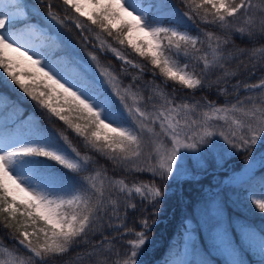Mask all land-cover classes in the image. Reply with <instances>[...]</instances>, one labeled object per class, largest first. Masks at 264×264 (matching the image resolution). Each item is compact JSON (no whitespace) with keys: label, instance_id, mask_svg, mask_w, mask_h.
<instances>
[{"label":"snow or ice","instance_id":"6c2138e0","mask_svg":"<svg viewBox=\"0 0 264 264\" xmlns=\"http://www.w3.org/2000/svg\"><path fill=\"white\" fill-rule=\"evenodd\" d=\"M177 2L187 10L180 12L170 0H62L78 14L62 19L55 0H38L31 8L24 0H0V70L49 123L62 122L87 149L82 154L64 132L44 126L33 113L25 117L15 101L0 94V227L14 245L0 244V264H140L149 217L139 219L137 231L127 214L141 209L154 218L165 193L155 183L129 187L113 179L96 157L110 162L113 172L167 181L191 175L189 163L203 168L209 158L232 155L229 149L248 153L264 145V77L258 83L233 82L231 67L240 61L238 68L255 69V60L264 68V46L227 47L233 33L264 39V0ZM69 19L85 46L84 33H95L99 52H111L138 73L105 67L92 51L80 55L62 31ZM185 21L216 31L193 35ZM101 34L151 67L127 58ZM146 69L151 80L144 79ZM175 85L191 95H177ZM205 89L225 102L195 99ZM258 170H264V154L247 163L245 172L250 203L264 214V175L256 181ZM253 181L260 185L258 196ZM128 236L135 238L118 248ZM257 248L264 264V229L226 219L217 194L182 223L163 264H249L248 254Z\"/></svg>","mask_w":264,"mask_h":264},{"label":"trees","instance_id":"16d2710c","mask_svg":"<svg viewBox=\"0 0 264 264\" xmlns=\"http://www.w3.org/2000/svg\"><path fill=\"white\" fill-rule=\"evenodd\" d=\"M26 1L28 3L38 5V2H36V0ZM55 2L57 4L56 10L58 11L62 19L66 17H76L78 15L74 12V10L66 9V7L62 6V0H55ZM170 3L179 8L180 12H184L187 10L186 6L179 4L177 0H170ZM42 11H45V9H42ZM69 20L75 22L74 19ZM80 21L85 23L86 27L95 29V26L91 25L90 22H88L86 19L80 18ZM185 22L191 28V33L193 35H202V31H216V29H214L212 26L205 25L203 23L199 24L198 29L197 27H194L192 25V22ZM64 29L68 31V33L72 36L73 41L79 47L89 48L88 44L87 46H85L84 38L73 24L68 23L67 27ZM95 31L98 32L99 29H95ZM217 34L219 35L221 33L217 31ZM84 35H87L89 37V41L92 45L96 43L95 33L85 32ZM101 37L106 38L108 41L113 43L114 47L123 51L127 55V57L134 62L147 65V68L151 67L146 59L139 57L137 54L132 52L131 49L116 44L115 41H113L111 37H107L106 34H101ZM233 46H235V48L244 50H249L253 47L259 48L261 46H264V39L257 38L256 40H252L246 34L241 36L240 34L233 33L231 37V43L227 47L231 51ZM96 53L101 62L107 67L110 66L111 69L119 70L123 66L127 69V71L133 74H136L139 71L137 69L128 68L122 65L115 58L109 55L101 54L98 51H96ZM240 59L243 60L246 64L249 63V58L247 56H243ZM239 63L240 61H236L231 65L232 70L236 72V77L233 78V82H235L236 79L245 81L247 78H252L253 82H257L259 81L258 77L252 74L256 73L261 75L262 73H264V68L259 66L258 61H251V63L257 64V67L255 69H252L250 64L247 68H238ZM151 78V73L146 69L144 79L151 80ZM124 82L128 83V80L125 79ZM175 87L178 89L177 95H191L190 90L181 91L182 89H180L179 85H175ZM0 89L2 90H0L1 94L10 97L11 100L15 101L20 106L21 110L25 114V117H27L29 113H33L34 119H38L44 126L54 131L64 132L69 137V141L72 142L74 146L77 147L81 152L84 153L85 151H87V149L84 147L82 139L77 137L70 129H67V127L63 125L62 122L56 121L55 123H49L48 118L43 115L40 110L35 108L34 103L29 98H27L25 94L15 88V86L8 83L2 70H0ZM201 97H207L208 100L214 101L219 105L223 104L225 100L224 96L217 95L215 91L209 92L207 90H204L195 93V99H200ZM229 98L231 97H228V99ZM259 151H264V145L260 144ZM96 159L99 160L100 165L109 169V176L114 178H126L131 183L130 185H132L133 182H144L147 184L155 183L165 193L162 198H167L169 200V203L167 205H163L162 202L159 203L158 214L154 218L151 217L150 211L144 212L141 209H138L137 211H129L127 214V223L129 227H133L137 231L141 230L138 222L141 217L148 216V223L150 225L156 221H162L161 223L156 225V227L148 234V238L152 239L153 242L147 245L144 249L145 254H152V261L157 262L159 260L163 264V260L169 254L170 247L174 245L179 239L182 223L187 218H189L192 211L202 200L208 198L209 196H213L216 193L222 194L224 203L228 209L227 211L230 219H239L248 223L249 225L257 227L260 230L264 229V214L259 213L254 208V205L250 203V201L246 198V193L249 191L248 184L246 182L244 183V181H241L237 184L228 182L227 178L229 171L220 173L212 172L198 180H196V177H194L192 178V180L174 181L169 179L167 181H160L158 178L153 180V177L148 173L128 175L119 170L113 172L110 162H106L102 157H96ZM243 159L247 161H242ZM234 161H240V163L238 165H235L230 170L233 173L236 172L240 168V166L246 167L247 163L252 162V160H249V158L244 154L234 159ZM261 175H264V170L257 171L256 181L259 180V177ZM130 202L135 204L137 202V197L133 196ZM143 207L146 208L148 207V205L145 204L143 205ZM0 223H2V217H0ZM122 231H127V229H122ZM109 232L113 236L119 235V233L113 232L111 229H109ZM6 236L7 231L3 229V227H0V240L10 248L14 247V245L10 243L9 239H7ZM117 245L121 244L118 242ZM248 255L250 257L249 264H260V260L255 254L249 253Z\"/></svg>","mask_w":264,"mask_h":264},{"label":"rangeland","instance_id":"374dc122","mask_svg":"<svg viewBox=\"0 0 264 264\" xmlns=\"http://www.w3.org/2000/svg\"><path fill=\"white\" fill-rule=\"evenodd\" d=\"M31 7H33V6H30V8ZM101 39H106V38L101 37ZM108 42L111 43L110 41H108ZM111 44L114 47V44L113 43H111ZM78 50H79L80 55L85 56V57H87V52L88 51H92V52L98 51V49L94 47V44L91 45V48H89V49H78ZM99 53H101V52H99ZM107 53H109L111 56L115 57L111 52H105V53H101V54H107ZM122 53L127 57V55L124 52H122ZM117 61H119V60H117ZM100 63L102 65L101 60H100ZM262 77H264V75H262ZM212 79H215V77H212ZM205 90H207L209 92H214L215 91L214 89H212V90L205 89ZM181 91H187V89H182ZM219 123L222 124L223 121H220ZM216 142L220 146H222V148H228V145L224 144V142L222 140H220L219 138H216ZM70 143L74 146V144L72 142H70ZM229 151H233V154L229 155V156H225L223 159H220L218 156L215 157V158H209L208 160L205 161V166L203 168H198L195 165H192L191 163H189V169H190L191 175L180 174L178 176V178H175V179H172V180H177V179L184 180V179H188V178L194 177V176H202V175H204L206 172H208L210 170H215V171H218V172H220V171L221 172L229 171L228 178H227L228 182H231V178L232 177H239L240 178L239 182H241V181H244V183L247 182V176L245 174V172H246V167L245 166H240V168L234 173L230 171L236 164L238 165V162H236V163L232 162L233 158L236 157L237 155H239L240 153H243V152H235L234 150H231V149H229ZM82 154H83V152H82ZM262 154H264V152L259 153V156H261ZM229 167H230V169L228 170ZM112 178L115 179V180H119L118 178H114V177H112ZM123 179L125 180L126 184H128V185L131 184L126 178H123ZM252 183L255 184V192H256V195L258 196L259 193H260V185L256 181H253ZM232 184H237V183H232ZM131 186L132 185H129V187H131ZM247 197H248V194H247ZM219 198H220V200H221V202L223 204V211H224L225 218L228 219L227 212L225 210V206H224V203H223V197H222L221 194L219 195ZM161 202H162L163 205H167L169 203V200L167 198H161ZM113 223L118 224V221H113ZM151 228H152V226H151ZM254 230L259 232L256 229H254ZM131 237H129V238H131ZM134 238H135V236L133 238H131V239H134ZM150 242H151V240H150ZM0 244L4 245L1 241H0ZM122 245H124V243ZM252 253L256 254L259 257V259H260L259 249L258 248L255 249ZM139 260H140V264H146V261L144 259H142L141 256L139 257Z\"/></svg>","mask_w":264,"mask_h":264}]
</instances>
